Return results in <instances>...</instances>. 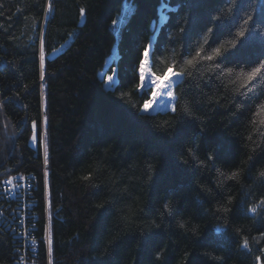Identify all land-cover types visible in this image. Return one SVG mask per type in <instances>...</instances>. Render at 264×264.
<instances>
[{
  "label": "trees",
  "instance_id": "16d2710c",
  "mask_svg": "<svg viewBox=\"0 0 264 264\" xmlns=\"http://www.w3.org/2000/svg\"><path fill=\"white\" fill-rule=\"evenodd\" d=\"M145 49L144 83L174 79L151 118ZM260 63L264 0H0V182L32 184L0 201V264L24 208L37 264H264Z\"/></svg>",
  "mask_w": 264,
  "mask_h": 264
},
{
  "label": "snow or ice",
  "instance_id": "6c2138e0",
  "mask_svg": "<svg viewBox=\"0 0 264 264\" xmlns=\"http://www.w3.org/2000/svg\"><path fill=\"white\" fill-rule=\"evenodd\" d=\"M48 7H49V10H51V7H52L51 3H49ZM248 19H251V17L249 16ZM245 23H247V20H245ZM239 35L244 36V32H240ZM219 54H220V49H216L214 55H219ZM214 55H207V53H206L205 59L211 61L214 59ZM152 59L155 60V54H153ZM41 60L43 61V56L41 57ZM225 60H227V57L225 58ZM191 63H193V62L189 61V64H191ZM148 64H149V50L145 49L143 51V60L142 61L138 60V65H139V77H138V79H139L141 87H142V89H144V91L142 92V95H141L143 105L141 108L137 109V111L141 112L142 114H145V118H151L150 117V106H151L152 101L148 99L149 94H151L152 97L155 98L157 95L161 94V91L163 90L168 95H171L172 89L174 86V79L172 77H169V83L164 84L162 82L163 78L161 76H154V75L149 78L148 84H145L144 83L145 66ZM151 67L155 68V63H152ZM168 71L171 72V69H168ZM219 74L220 73H217V75H219ZM241 75H243V73H241ZM259 75H264V63H260L259 66H257V67H252L251 70L247 73L249 80L255 79ZM114 76H117V73L113 72V75H110L107 77L109 85H111V83L113 82ZM174 77L178 78V79L183 78L182 73H174ZM153 86L156 89V91H154V92L152 91ZM172 99L175 100L176 97L172 96ZM261 107L264 108V104H262ZM172 111L175 112L176 108L173 107ZM185 111H187V109H185ZM35 128H36V124H35V122H33L32 129H35ZM249 139H251V137H249ZM32 140H37L36 134H33ZM208 158L211 159V156H209ZM236 175H237V173L232 174L233 177H235ZM260 175L264 176V172H261ZM88 178L89 177H85V179H88ZM6 183L11 184L12 181L8 180V181H6ZM260 203L264 204V200H261ZM168 208H169V205L166 202L164 204V209L167 210ZM256 210H257L256 207H252L249 209V211L252 213H255ZM225 211H227V209H225ZM33 243H35V241H33ZM242 247L245 249L249 248V240L247 237H245L243 239ZM256 259H257V261H259L260 257L257 256Z\"/></svg>",
  "mask_w": 264,
  "mask_h": 264
},
{
  "label": "built area",
  "instance_id": "2783aa9c",
  "mask_svg": "<svg viewBox=\"0 0 264 264\" xmlns=\"http://www.w3.org/2000/svg\"><path fill=\"white\" fill-rule=\"evenodd\" d=\"M11 180L12 183L10 184V187L8 186V183L6 181ZM32 184H31V177L19 173L13 178H8L5 180L4 185H0V201H3L5 198L9 201H14L16 203H23L28 204V195L31 190ZM32 210V207H30ZM28 208L23 209V215H22V228L19 232L21 239L23 240L24 250L22 251V254L19 257V261L17 264H37V254L39 253V245L37 240L30 236L29 233V225H28V215H29ZM47 214V212H46ZM10 224H13L10 222ZM48 227V217H47V226ZM33 228V227H32ZM35 241V243H33ZM50 235L48 233L45 234L44 242L46 243L47 247L49 248L50 245ZM48 255H49V249H48Z\"/></svg>",
  "mask_w": 264,
  "mask_h": 264
},
{
  "label": "bare ground",
  "instance_id": "6f19581e",
  "mask_svg": "<svg viewBox=\"0 0 264 264\" xmlns=\"http://www.w3.org/2000/svg\"><path fill=\"white\" fill-rule=\"evenodd\" d=\"M36 134V133H35ZM37 135V134H36ZM37 140H38V137H37ZM37 140H32L31 139V145H36V143H37ZM44 144V143H43ZM44 147V146H43ZM19 173H14L13 175H10V176H7V177H5L4 179H3V181H1L0 182V185L2 184V185H4V182H5V180L6 179H8V178H13V177H15L16 175H18ZM45 175H46V171H45ZM8 186L10 187V184H8ZM46 212H47V210H46ZM46 233H48V234H50V231H49V223H48V227H46L45 228V234ZM48 245V244H47ZM49 247H50V245H49ZM48 248V247H47ZM49 249V248H48Z\"/></svg>",
  "mask_w": 264,
  "mask_h": 264
},
{
  "label": "water",
  "instance_id": "95a60500",
  "mask_svg": "<svg viewBox=\"0 0 264 264\" xmlns=\"http://www.w3.org/2000/svg\"><path fill=\"white\" fill-rule=\"evenodd\" d=\"M154 27H155V23H153V25H152V30L154 29Z\"/></svg>",
  "mask_w": 264,
  "mask_h": 264
},
{
  "label": "rangeland",
  "instance_id": "374dc122",
  "mask_svg": "<svg viewBox=\"0 0 264 264\" xmlns=\"http://www.w3.org/2000/svg\"><path fill=\"white\" fill-rule=\"evenodd\" d=\"M46 195H47V193H46ZM47 217H48V214H47Z\"/></svg>",
  "mask_w": 264,
  "mask_h": 264
}]
</instances>
